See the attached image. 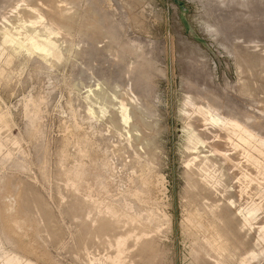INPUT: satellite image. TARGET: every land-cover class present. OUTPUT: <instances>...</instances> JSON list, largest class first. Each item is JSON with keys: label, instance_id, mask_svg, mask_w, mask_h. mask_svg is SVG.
I'll use <instances>...</instances> for the list:
<instances>
[{"label": "rangeland", "instance_id": "obj_1", "mask_svg": "<svg viewBox=\"0 0 264 264\" xmlns=\"http://www.w3.org/2000/svg\"><path fill=\"white\" fill-rule=\"evenodd\" d=\"M146 256L264 264V0H0V264Z\"/></svg>", "mask_w": 264, "mask_h": 264}, {"label": "bare ground", "instance_id": "obj_2", "mask_svg": "<svg viewBox=\"0 0 264 264\" xmlns=\"http://www.w3.org/2000/svg\"><path fill=\"white\" fill-rule=\"evenodd\" d=\"M53 13H54V12H53ZM64 14H66V12H64ZM55 15H58V14H55ZM59 15H60V14H59ZM61 15H62V14H61ZM67 15H68V14H67ZM69 15H70V14H69ZM63 16H64V15H63ZM65 16H66V15H65ZM65 16H64V17H65ZM58 17L60 18L61 16H58ZM68 17H69V16H68ZM38 18H39V17H37V19H38ZM65 18H66V17H65ZM65 18H63V20H64ZM68 20H70V19L68 18ZM68 20H67V21H68ZM49 21H50V20H49ZM50 22H51V21H50ZM50 22H49V23H50ZM54 22H55V21H54ZM52 23H53V22H52ZM55 24H57V23H55ZM49 26H50V25H49ZM51 26H52V24H51ZM140 255H141V254H140ZM142 259H143V257H142ZM148 260L150 261V257L147 258V256H146V257L144 258V261L146 262V264H147V261H148ZM149 261H148V262H149ZM142 262H143V260H142ZM145 262H144V264H145Z\"/></svg>", "mask_w": 264, "mask_h": 264}]
</instances>
